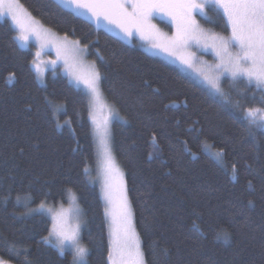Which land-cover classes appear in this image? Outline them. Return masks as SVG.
<instances>
[{"label":"trees","instance_id":"1","mask_svg":"<svg viewBox=\"0 0 264 264\" xmlns=\"http://www.w3.org/2000/svg\"><path fill=\"white\" fill-rule=\"evenodd\" d=\"M19 1L45 27L79 41L101 73L103 95L119 114L112 148L148 264H264V130L250 132L242 111L222 106L192 76L56 0ZM222 15L209 5L200 23L228 35ZM33 59L0 16V259L25 264L27 250L33 264H70V252L61 256L42 240L49 217L25 215V202L34 208L49 190V205L67 203V193L56 195L67 187L86 221L88 264H110L104 201L90 180L97 150L89 98L61 67L40 82ZM227 81L240 109L264 107L254 87Z\"/></svg>","mask_w":264,"mask_h":264},{"label":"snow or ice","instance_id":"2","mask_svg":"<svg viewBox=\"0 0 264 264\" xmlns=\"http://www.w3.org/2000/svg\"><path fill=\"white\" fill-rule=\"evenodd\" d=\"M69 2L78 9H88L96 23L103 19L115 25L126 37L138 34L153 48L176 55L179 61L189 68L199 65L196 69L198 75L209 86L211 94L220 99L222 106L242 111L243 114L239 118L247 121L250 132L253 127L264 130V107L240 109L239 101L233 104L222 88V80L225 77L233 88L241 84L246 90L254 87L260 93L258 102L264 105V0H69ZM208 4L220 9L222 18H226L230 27V34L224 35L201 26L196 17L204 13ZM18 7V0H0V15H11L18 28L17 39L21 42L27 43L30 37L36 36L43 46L46 42L44 34L17 14ZM159 14L168 16L174 22L176 31L172 36L161 33L153 23L154 16ZM64 40L67 41L66 36ZM193 48L196 51H193ZM61 50L64 52L65 64H68V58L71 57L72 66H75L83 62L82 57L86 48H80L79 41H75L71 48L66 44L58 45V56ZM200 50L211 51L214 61L209 63L200 59L197 55ZM36 55L39 56L40 53L37 52ZM33 64H36L35 60ZM36 66L39 68V65ZM70 75L77 84L82 82L86 86L91 106L100 104L102 77L94 64L89 65L86 77L77 72H70ZM251 98L256 100L255 92ZM90 115L104 148L102 191L110 237L107 260L110 264H148L136 231L128 188L111 152L108 121L105 120L101 125L97 122L94 112H90ZM84 171L87 173V168ZM116 177H119L118 185L115 182ZM65 193L71 200L69 208H64L62 203L59 208L50 206L48 199L53 194L49 190L43 193L44 199H41L35 208H29L25 202L27 208L25 215L47 214L50 226L46 228L47 235L42 237L43 242L55 248L61 256H64L66 251L70 252V264H88L90 249L84 244L82 236V228L86 221L82 219V210L71 188L64 187L56 195L62 196ZM28 195L31 196L30 193ZM16 200L20 203L21 197L17 195ZM15 247L13 244L12 248ZM163 253L167 255V249H164ZM0 264L9 262L0 259ZM25 264H33L28 260L27 250Z\"/></svg>","mask_w":264,"mask_h":264},{"label":"rangeland","instance_id":"3","mask_svg":"<svg viewBox=\"0 0 264 264\" xmlns=\"http://www.w3.org/2000/svg\"><path fill=\"white\" fill-rule=\"evenodd\" d=\"M57 2H59L61 5H63L65 8L71 10L72 12L76 13L79 16H82L84 18H87L89 21H91L97 28H101V29H105L107 30L109 33L113 34L114 36L118 37L119 39H121L122 41H124L125 43L129 44V45H139L140 47H142L147 53L154 55V56H158L160 58H163L164 60H166L167 62L175 65L176 67L180 68L183 72L187 73L188 75L192 76L194 79H196L197 81H199L201 84H203L204 86H206L209 90V86L202 81V79L200 78V76L198 75L197 72V67H199V65L194 66L193 68H189L186 65L182 64L179 59L177 58L176 55H171L168 52L162 51L160 49L157 48H153L150 43L148 41H146L145 39L141 38L140 35L138 34H133L131 37H126L124 36V34L113 24H109L107 21L101 19L100 23H96L95 19L91 16V13L88 11V9L86 8H76V6L72 3L69 2V0H56ZM18 5L19 7L16 9L17 14L25 20L26 23L31 24L32 26L36 27L38 30H40L45 38H46V42L44 43V45L42 46V42L40 40H38L36 38V36H32L30 37L29 41L27 43H23L21 42L19 39L18 41L20 42V44L22 43V45L24 47H26L27 49L32 50V52L34 53V59L36 61V64H33V67L35 69V72L37 74V77L39 79L40 82H43L45 79V74L47 71L57 68V67H61L62 72L65 74V76L69 79V81L76 86L77 88H79L80 90H82L83 92H85L87 94V89L86 86L81 82L79 84H77V82L75 81V79L73 78L72 75H70V72H77L80 75L83 76H87L89 73V65H92L95 63L92 62L89 58H88V51L86 49L85 53L83 54L82 57V63L80 64H76L75 66L73 65V61L71 59V57L68 58V64H65V56H64V52L63 50H61L60 55H57V46L58 45H67L68 48L72 47V43L75 42V40L69 39L67 38V41L64 40V36H61L57 33H55L54 31L50 30L49 28L45 27L39 20H37L35 17H33L30 12L20 3V1L18 0ZM211 5L208 4L205 9H204V13L207 14V7ZM204 13H200L197 15V20L200 22V18H207V15H205ZM2 18L8 19L11 24L13 25L14 29L17 32L18 35V28L16 26V24L13 22L11 15L5 14V15H0ZM153 23L156 24L157 28L159 29V31L167 36H172L175 31V24L172 21L171 18H169L166 15L163 14H159L154 16L153 18ZM201 24V23H200ZM166 26H169V28H166ZM202 26V25H201ZM203 27V26H202ZM204 28V27H203ZM208 30V29H206ZM79 47L84 49L85 47L81 46L79 44ZM193 51H196L195 48L192 49ZM39 52L40 55L37 56L36 53ZM197 55L200 57V59L207 61L209 63H212L214 61V55L211 51H204V50H200L197 52ZM53 61L55 63H53ZM36 65H39V68H37ZM96 67V65H95ZM97 69V68H96ZM44 77V78H43ZM228 79L227 77H225L222 80V88L225 91V88L223 86V81ZM101 88V85H100ZM226 92V91H225ZM101 102L98 105H95L94 107L90 105V112H94L96 120L98 123H100L101 125H103L104 121L107 120L108 121V129H109V144H110V148H111V152L112 155L115 159V163L116 166L118 167L120 173L123 174V179L125 181V174H124V170L121 168L120 164L118 163L114 153H113V148H112V133H111V128H112V124L119 119V114L117 112V110L114 108L113 105H111L107 99L105 98V96L103 95L102 89H101ZM88 96V95H87ZM89 101H90V97L88 96ZM247 108H245L244 110H246ZM111 113H114L115 115H111ZM91 121H92V117H91ZM92 125H93V132H94V137H95V142H96V150H97V165H96V175L95 177H93L92 179L90 178L91 182L98 185L102 194V198L104 201V206H105V199H104V194L102 191V185H103V179H104V148L103 145L101 144V140H100V136L97 134L96 132V126L93 124L92 121ZM115 182L118 185L119 183V177L115 178ZM126 182V181H125ZM129 198V196H128ZM77 203H78V199H77ZM63 204V203H62ZM79 204V203H78ZM71 205V200L68 197V201L67 203L63 204L64 208H69ZM50 206H54V205H50ZM60 204L58 206H54L56 208H59ZM80 207V205H79ZM35 208V207H34ZM81 209V207H80ZM82 210V209H81ZM83 213V211H82ZM47 216V214H45ZM107 217V216H106ZM82 219L84 220V214L82 215ZM85 221V220H84ZM107 222H108V218H107ZM84 227V226H83ZM83 230V228H82ZM109 230V228H108ZM137 231V230H136ZM138 233V232H137ZM141 240V239H140ZM142 243V242H141Z\"/></svg>","mask_w":264,"mask_h":264}]
</instances>
